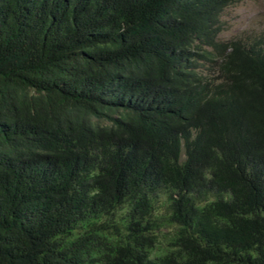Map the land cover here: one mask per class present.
<instances>
[{"label":"trees","instance_id":"obj_1","mask_svg":"<svg viewBox=\"0 0 264 264\" xmlns=\"http://www.w3.org/2000/svg\"><path fill=\"white\" fill-rule=\"evenodd\" d=\"M237 1L0 0V264H264V29L217 39Z\"/></svg>","mask_w":264,"mask_h":264},{"label":"rangeland","instance_id":"obj_2","mask_svg":"<svg viewBox=\"0 0 264 264\" xmlns=\"http://www.w3.org/2000/svg\"><path fill=\"white\" fill-rule=\"evenodd\" d=\"M221 31L217 35L219 41H226L235 37L257 35L264 29V0H238L224 9L220 16ZM164 201V197H160ZM164 212L163 207L156 213ZM125 208L116 211L115 218L122 222L125 218ZM170 228H162L159 232L157 246L152 250V255L162 252L166 243Z\"/></svg>","mask_w":264,"mask_h":264}]
</instances>
